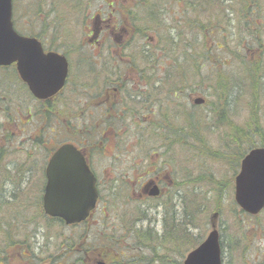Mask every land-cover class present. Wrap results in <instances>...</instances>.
<instances>
[{
  "label": "rangeland",
  "instance_id": "obj_1",
  "mask_svg": "<svg viewBox=\"0 0 264 264\" xmlns=\"http://www.w3.org/2000/svg\"><path fill=\"white\" fill-rule=\"evenodd\" d=\"M116 1L121 6L115 5L112 23L101 41L107 43L112 31L113 37L123 38L122 54L133 65L124 69L140 72L135 89L140 102L135 106L136 115H129L124 125L112 126V133L108 127V143L103 148L87 152L100 185L99 201L86 223L68 227L41 214L44 168L60 144L83 139L96 143L103 127L81 125L84 121L67 124L63 118L69 110L61 107L60 120H55L57 110L46 106L42 117L21 125L18 116H27L32 98L12 74L0 72V199L6 202L0 201V264H182L211 230L213 213H217L223 264H264V210L249 216L234 201V179L242 158L253 147H264V26L257 33L263 52L255 59L256 67H247L249 73H239L237 69L244 67L240 59L229 58L226 48L210 46L199 30L207 25L228 26L229 44L241 50L245 39L249 45L253 42L245 22L264 24V0H258L257 15L249 14L243 5L240 11L236 3L232 9L222 8L234 10L228 16L219 11V4L210 6L202 23H189L188 27L183 26L179 0H156L160 14L148 27H143L147 16L142 13L154 0ZM99 4L96 0H75L74 5L70 0H13L12 18L18 31L36 34L52 27L60 42L74 43V76L65 99L71 96L74 83L83 81L91 70L82 56L104 48L82 42L87 37L85 18L94 19L97 14L102 18L110 12V7ZM186 40L188 44L191 40L188 51ZM118 41L108 42L111 50ZM254 52L247 50L252 62ZM207 62L216 65H211L213 73ZM185 68L188 81L180 84L176 75ZM228 70L237 77L244 73L245 78L232 89L229 99L226 95L228 101L222 103L227 109L209 112V106L220 103L209 88L215 81L214 72L223 75ZM196 97L209 104L194 105ZM148 100L154 101L152 113ZM187 111L200 118L191 127L186 122ZM80 113L73 112L71 121ZM157 170L162 173V195L140 199L141 181L136 178L152 177ZM183 229L190 237L183 236ZM16 247L27 251L22 252L23 257ZM68 247L67 257L62 250ZM91 247L93 253H86L85 248Z\"/></svg>",
  "mask_w": 264,
  "mask_h": 264
},
{
  "label": "water",
  "instance_id": "obj_2",
  "mask_svg": "<svg viewBox=\"0 0 264 264\" xmlns=\"http://www.w3.org/2000/svg\"><path fill=\"white\" fill-rule=\"evenodd\" d=\"M12 0H0V65L16 63L20 78L37 99L57 93L67 75L63 56L44 54L35 38L19 35L12 25ZM193 104H201L196 97ZM46 183L42 208L46 215L58 217L65 224L79 223L95 208L97 189L95 177L81 152L69 143L60 145L45 167ZM159 190L153 186L150 195ZM234 201L247 214L255 215L264 208V147L248 151L234 179ZM211 216V230L205 239L188 252L182 264H222L219 233Z\"/></svg>",
  "mask_w": 264,
  "mask_h": 264
},
{
  "label": "flooded vegetation",
  "instance_id": "obj_3",
  "mask_svg": "<svg viewBox=\"0 0 264 264\" xmlns=\"http://www.w3.org/2000/svg\"><path fill=\"white\" fill-rule=\"evenodd\" d=\"M101 1L99 7H110V12L104 17L100 18V14H97L94 19L92 16L88 19L85 18L83 21L84 28L87 30L86 38L82 39V42L85 46H89L91 48L95 47H104L102 51L98 52L97 54H88L82 56V60L88 63V67L91 70H88L83 78V81L80 80L79 84H75L72 86V93L68 99H65V91L68 87H70L72 75L74 76V52L75 46L72 42H60V39L56 36L55 29L52 27H48L46 29H42L40 33H21L17 30L15 23L14 29L21 35L35 38L44 54L55 53L61 55L65 58L67 63V75L65 78V82L63 87L52 97L38 100L31 95L28 86L19 76L17 71L16 63H12L8 66H0V72H7L9 76L11 74L21 83L24 90L27 91L28 95L32 98V106L27 108V116L21 117L18 116V122L23 125L25 123H29V120L32 118H40L44 112V107H50L57 110V117H54L55 120H60L59 114L61 107L62 109L69 110V115L64 119L68 120L67 124H80L81 125H94V126H101L103 127L102 133L100 138L96 143H92L87 139H83L80 141H69L65 143H70L77 148L83 155L85 162L89 168V170L95 175L96 178V187L98 190V186L100 185V181L95 174V170L91 167V162L87 156V152L90 150L101 149L108 143L107 141V133L110 127V133L114 132L112 126L116 125H124L126 120L129 119V115H136L134 114L135 106H138L140 100L137 96V92H135L136 87L140 84L139 78L140 72L137 69H130L133 65L131 60H128L126 55L122 54V50L124 49L123 38L121 37H113L112 35L115 34L114 31L110 32L107 37V43L105 41H101V36L104 31L109 29L110 23H112L111 16L115 11V5L121 6L120 1L115 0H96ZM73 2V3H72ZM72 5L75 4V0H70ZM89 5V1L87 2ZM91 5V4H90ZM181 10L183 11V0H181ZM125 29H123L124 31ZM88 34V35H87ZM86 39V42H84ZM115 44V48L111 50V45L108 44L109 41H117ZM105 52V53H104ZM125 61V62H124ZM126 61H128L126 63ZM91 63V64H90ZM129 63V64H128ZM127 65H130L129 69H124ZM100 69H97V68ZM153 73L154 71H150ZM139 73V74H138ZM18 82V83H19ZM1 83V77H0ZM12 87V86H11ZM11 89V88H10ZM129 89V91H128ZM183 88L181 87L180 90ZM10 91V90H9ZM138 100L136 101V99ZM148 99V98H147ZM154 101L150 102L149 100L146 102L147 108L152 113V109L154 108L153 105ZM35 108V110H34ZM80 111L81 113L78 114L77 118H73L74 121H71V115L73 112ZM150 113V114H151ZM86 116V119L83 116ZM135 121V120H133ZM99 133V134H100ZM114 134V133H113ZM106 136V137H105ZM88 141V142H87ZM63 144V143H62ZM133 167V166H132ZM136 167H133L135 169ZM137 169V168H136ZM134 171V170H133ZM45 172V168H44ZM154 174L153 172H151ZM157 173V174H156ZM155 173L154 176H150L145 178L137 177L136 181H141L140 190L138 197L142 200L145 199H157L162 195L163 188L161 187V176L162 173H159V170ZM135 176V171L132 173ZM133 176V177H134ZM45 177V174H44ZM45 185V183H44ZM43 185V188H44ZM170 187L172 186V182L169 180ZM153 186H156L159 190L156 196L150 195V191ZM99 196V190H98ZM82 225V224H81ZM17 250L20 251L18 247ZM27 252L25 250L20 251V257H23V253ZM6 264V263H2ZM10 264V263H9ZM27 264H32L28 263Z\"/></svg>",
  "mask_w": 264,
  "mask_h": 264
},
{
  "label": "trees",
  "instance_id": "obj_4",
  "mask_svg": "<svg viewBox=\"0 0 264 264\" xmlns=\"http://www.w3.org/2000/svg\"><path fill=\"white\" fill-rule=\"evenodd\" d=\"M178 3H181V0H179ZM235 3L238 5L240 11L243 10V7H242V5H243L245 7V9L247 8L248 13L251 15H257L258 10L260 8V4L258 3V0H183V26L188 27L187 25H189V23H197V22L202 23L203 18H204L203 14L208 13L205 10H208L210 6L216 7L215 5L219 4L221 7V10H219V11H223L222 8L226 9L228 7V9H232L233 4H235ZM144 9H145V11L142 14H145L147 17L145 18L146 23L143 25V27H148L150 25L151 21H154V19H157V15L160 14L161 9H158V5H157L156 0L151 2L150 6H144ZM210 12L213 13V10H211ZM223 12L227 16L229 14L232 15V12H230V11H228V12L223 11ZM151 16H153L152 17L153 19H149V17H151ZM238 18H239V20H243L242 15L241 16L238 15ZM231 20H232V18L229 17V22ZM245 24L247 27H249L248 28V35L250 36V38L252 39L253 42H250V45H249L248 44L249 40L244 38L245 44L243 46V49H241V50H237L235 48H232L231 45L229 44V41L227 40L228 36L230 35V30H229L228 26L227 27H223V26L222 27H213V26L207 25V26L199 27L200 35H202L201 38L203 40L205 38H206V40H209L210 46L212 43L213 44L212 46L217 47L218 50H223L226 48L225 54L229 58L232 56H237L240 59V64L244 65V67L240 66L239 69H237L239 71V73H240V71L245 72V73H249L250 70L248 68L252 69V67H256V64H254L256 61L255 59H257V56L259 55V53L263 52V50H261V43L257 42V40L259 38L257 33H258V28L264 26V24L258 23V21H255V20H253L252 26L247 22H245ZM263 29H264V27H263ZM198 33H199V31H198ZM177 36H178L179 40L182 39L180 33H176V37ZM184 39L185 38L183 37V43H184ZM170 40L172 42V39H170ZM190 41L191 40H188L189 44H191ZM217 41L220 42V46L217 45ZM255 42H257L256 46H254ZM189 44L187 43V40H186L184 46H185V49L187 51L189 49ZM249 46H253V47H249ZM255 49H257L258 52H254ZM247 50L249 53L254 52V55H256V58L253 57L254 62H252V60L248 56ZM189 63H191L190 60H189ZM206 65L210 66L211 73H213L214 68L211 65H213V66H216V65L211 64L209 62H207ZM226 66L229 67V65H226ZM168 67H167V69H168ZM177 72H179V71H177ZM186 73H187V71L185 68V69H183V71L181 73L176 75L177 77H179L178 81L180 84L183 83V80L187 79V75H185ZM234 73L235 72L231 71V70H228L227 74H223V75L220 72H217V71L214 72V75H215L214 84H216V87L213 86L214 84L213 85L210 84L209 88L212 89V94L217 96V99L221 104L220 103H213V106L208 107L209 112H214L215 110L221 111L223 109H227L226 104L222 103V102L228 101V99L230 98L229 95H230L232 89L234 87L239 86L241 84L242 80L245 78L244 73H242V75L238 74L239 77L234 76L235 75ZM217 79H218V82H217ZM187 81H188V79H187ZM195 84H197V83H195ZM198 86H199V84H198ZM226 95L228 96V99H227ZM204 100L205 101L202 105H204V104L208 105L209 103L207 102V100L205 98H204ZM233 100L234 99H232V103H233ZM217 104H218V107H216ZM198 119H200V118H197L193 112L192 113L190 111L186 112V122L189 123L188 124L189 127H191L192 123H197ZM114 131H115V128H114ZM183 134H184V136L187 134V132H185L184 129H183ZM0 201H2L1 203H6L2 199H0ZM39 209H40L41 214L44 215V213L42 212L41 206H39ZM240 212H242V211H240ZM56 220L60 221L59 219H56ZM171 223H172V225H174L173 222H171ZM186 224H188L187 221H185V225ZM3 232L5 233V230ZM177 233H180V232L177 230L176 234ZM183 236L184 237H190L188 230L183 229ZM12 245H13V243H12ZM62 252H64L65 255L68 257L70 255L71 248H69V247L65 248V250H62ZM85 252L86 253H88V252L93 253V247L85 248ZM82 253L85 255L84 252H82ZM82 259H84V258H82Z\"/></svg>",
  "mask_w": 264,
  "mask_h": 264
}]
</instances>
